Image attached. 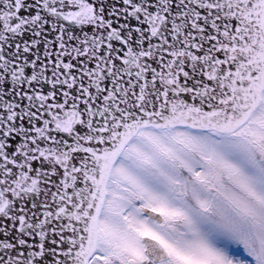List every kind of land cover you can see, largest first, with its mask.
Masks as SVG:
<instances>
[{
	"label": "snow or ice",
	"instance_id": "obj_1",
	"mask_svg": "<svg viewBox=\"0 0 264 264\" xmlns=\"http://www.w3.org/2000/svg\"><path fill=\"white\" fill-rule=\"evenodd\" d=\"M0 264H264V0H0Z\"/></svg>",
	"mask_w": 264,
	"mask_h": 264
}]
</instances>
